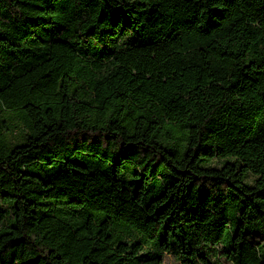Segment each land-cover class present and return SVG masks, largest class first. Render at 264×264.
Here are the masks:
<instances>
[{
	"label": "trees",
	"instance_id": "1",
	"mask_svg": "<svg viewBox=\"0 0 264 264\" xmlns=\"http://www.w3.org/2000/svg\"><path fill=\"white\" fill-rule=\"evenodd\" d=\"M264 264V0H0V264Z\"/></svg>",
	"mask_w": 264,
	"mask_h": 264
},
{
	"label": "rangeland",
	"instance_id": "2",
	"mask_svg": "<svg viewBox=\"0 0 264 264\" xmlns=\"http://www.w3.org/2000/svg\"><path fill=\"white\" fill-rule=\"evenodd\" d=\"M163 264H183V262L180 261V259H178L175 255L168 253L163 259Z\"/></svg>",
	"mask_w": 264,
	"mask_h": 264
}]
</instances>
